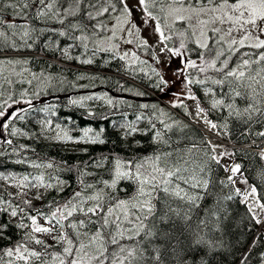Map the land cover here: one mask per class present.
<instances>
[{
	"label": "snow or ice",
	"instance_id": "6c2138e0",
	"mask_svg": "<svg viewBox=\"0 0 264 264\" xmlns=\"http://www.w3.org/2000/svg\"><path fill=\"white\" fill-rule=\"evenodd\" d=\"M29 2L35 5L32 19L61 25L59 29L52 28L51 31L77 41L78 45L72 47L82 46L86 50L91 41L95 45L93 54L114 50L117 45L105 47V44L116 39L119 31L126 30L128 36L134 35L133 30L135 33L139 32L138 26L129 19L131 10L127 7L126 0H117L119 10L112 0H0V28L17 30L21 41L29 49L33 45L27 41L37 31L27 23L28 16L24 14L29 9ZM138 4L144 13L142 22H154V31L159 34L161 43L165 44L162 51H166L171 57L182 58L181 67L176 69L174 75L187 92L175 94L183 98L173 103V107L186 108L183 99L198 100L189 86L208 85L205 95L213 97V109L226 107L237 116L247 115L249 118L253 113L264 116V0H138ZM5 9L11 10L8 20L4 19ZM113 12L119 14L115 24L109 28L103 20ZM85 20L88 23H84ZM125 25L131 27L125 29ZM105 31L110 32L107 40L102 38ZM16 34L17 32L12 33L13 36ZM98 36L101 38H96ZM7 38L8 32L0 31V40ZM169 41H174L173 46H168ZM127 42L132 43V40ZM138 43L141 47L148 46L147 40ZM12 47L16 48V45L13 44ZM193 51L196 59L190 56ZM61 52L71 59L68 49L62 48ZM128 55L125 52L120 59L123 60ZM131 55L134 60L139 59L135 52ZM8 63L24 62L10 60ZM82 63L92 64L93 61L85 59ZM189 69L195 70L196 74H190ZM153 72L158 77L155 86L163 91L169 81L156 69ZM220 91H226L229 100L243 97L248 106L240 112L233 103H226L224 98H215ZM107 103L112 105V99H108ZM141 107L147 108L148 105ZM5 115L3 106L0 105V117ZM196 115L203 116L204 123L210 129H217L218 125L207 119L205 109L199 103ZM142 118L137 117L138 120ZM160 123L162 130H157L155 123L150 122L149 130L153 132L151 143L155 147L147 154L140 153L143 146L134 139V134L143 130L127 122L120 124L119 127L124 129L122 139H127L129 145L127 155L121 157L113 154L95 162L97 167L111 162L107 169L109 179H101L95 183L81 179L80 188L71 197L62 204L55 200L49 202L47 212L36 209L33 214L32 200L27 198L22 200V204L28 206V211L21 204L10 205V211L0 208V211L11 218L21 217L15 227L26 229L20 241L0 250V264H164L158 247L152 249L150 256L147 255L145 242L150 243L160 237L166 241L175 239L177 243L180 242V237L189 229L192 210L199 207L202 194L209 187L210 181L206 178L207 161L219 163L220 158L215 155L217 146L205 141L211 154H205L207 158L201 159L196 154L198 146L195 142L191 146H183L179 139L171 140L167 134L172 131L173 124L163 120ZM8 127V123L0 125L2 129ZM176 127L181 129L179 123H176ZM11 134L15 135V130ZM260 135L264 136V133ZM56 139L73 138L64 134L58 135ZM75 142L104 144L105 140L101 138V132L88 128L84 130L82 138ZM0 143L11 144L12 141L0 138ZM222 155L232 154L224 152ZM32 166L49 169L54 167L52 163H34ZM225 170L232 173L228 182L235 184L234 177L240 173L241 165L234 164ZM79 174L91 175L82 171ZM34 179L37 184H31L27 176L21 178L17 183L21 191L17 195L26 197L25 189L37 186L63 191L64 182L59 177L55 178L54 183H46L43 175ZM125 181L132 185L131 192L122 187ZM242 182L247 184L246 180ZM220 183L223 184L224 181ZM120 191L126 192L124 198L118 195ZM235 193L243 195L247 203L249 197L256 196V188L252 187L250 191L243 193L237 188ZM35 199L41 197L36 196ZM182 206H186L187 210L181 212ZM248 207L252 211V206ZM256 207L264 211V203L258 200ZM41 219L44 224L40 223ZM256 222L261 221L257 219ZM158 223L166 225V228L156 231ZM8 227L9 223L0 222V238H4ZM41 236H46L52 243ZM201 242L202 238L198 233L195 234L193 243L198 245ZM168 247L175 250L171 244ZM5 257L8 259L5 260Z\"/></svg>",
	"mask_w": 264,
	"mask_h": 264
},
{
	"label": "trees",
	"instance_id": "16d2710c",
	"mask_svg": "<svg viewBox=\"0 0 264 264\" xmlns=\"http://www.w3.org/2000/svg\"><path fill=\"white\" fill-rule=\"evenodd\" d=\"M112 2L119 10L117 0ZM34 8L35 5L29 2V9L24 13L28 16L27 23L37 29L32 33V39L27 41L33 45L31 49L21 41L17 30L0 28V31L8 32V38L0 40V105L4 111L12 104L27 105L22 108L25 111L19 109L8 122L7 140L12 143H0V208L10 211V205L21 204L28 211V206L22 204V200L27 198L32 200L33 214L36 209L47 212L49 202L55 200L62 204L71 197L80 188L81 179L88 183L109 179L107 169L111 162H105L103 167H97L95 162L113 154L121 157L127 155L128 141L122 139L124 129L119 127L125 122L143 130L134 134V139L143 146L141 154L150 153L155 147L151 143L153 132L149 130V125L150 122L155 123L156 129L162 130L161 120L173 124L172 131L167 134L171 140L179 139L183 146H191L195 142L198 146L196 154L201 159L207 158L205 154H211L209 145L205 143L208 138L193 119L188 102L183 100L186 108L173 107V100L164 102L158 98L161 90L155 86L158 77L153 69L159 70L153 63L150 70L145 72L127 57L121 60L122 55L114 50L93 54L95 45L91 41L86 50L82 46L72 47L78 42L51 31L52 28L59 29L61 25L32 19ZM10 11L4 10L5 20L9 19ZM117 13L113 12L103 22L108 26L109 19ZM83 22L88 23L86 20ZM41 29L43 31H39ZM13 32L17 34L13 36ZM167 43L172 45L170 41ZM13 44L16 48L12 47ZM62 48L68 49L71 59L61 52ZM147 54L153 56L150 49ZM190 56L196 58L195 52H191ZM85 59H91L93 63L83 64ZM10 60L24 63L10 64ZM190 74L195 75V70ZM207 86L191 85L192 94L198 100H188L196 105L199 103L208 118L218 125L216 133L228 143L223 145L226 150L222 153L232 155L218 154L215 149L219 163L207 161L209 187L202 194L199 207L191 212L188 231L180 237L179 243L175 239L166 241L163 237L150 243L146 241L147 255L150 256L152 249L158 247L164 264H264V216L249 211L243 195L235 193L237 188L244 192L241 186L249 189L255 187L259 202L264 203V158L257 151L264 146V136L260 135L264 133V116L253 113L249 118L247 115L237 116L226 107L213 109V97L205 95ZM227 97L226 91H220L215 98H224L226 103H233L240 112L248 106L243 97L233 100ZM108 99H112V105L107 103ZM145 104L147 108L141 107ZM137 117L143 118L138 120ZM176 123L181 125L180 130ZM88 128L101 132L105 143L75 142L82 138L84 130ZM13 130L15 135L11 134ZM64 134L73 139H56ZM235 162L241 165V171L234 178L235 184H232L228 182L231 171L225 168L230 169ZM34 163H52L54 167L35 168L32 166ZM81 171L91 175L81 176ZM40 175L44 176L46 183H54L55 178L59 177L64 182L63 191L37 186V189H25L26 197L17 195L21 191L17 187L21 178L27 176L31 184H37L34 177ZM244 180L247 184L242 182ZM122 187L128 192L132 191V185L127 181L123 182ZM118 195L124 198L126 192L120 191ZM36 196L41 199H35ZM229 196L232 198L228 199ZM186 210V206L180 208L181 212ZM19 219L21 217L11 218L0 211V222L9 223L4 238H0V250L22 239L26 229L15 227ZM257 219L261 222L257 223ZM40 223L45 222L41 219ZM165 228L166 225L158 223L155 230ZM197 233L202 238L198 245L193 243ZM41 238L52 243L46 236ZM169 244L174 246V251L168 247Z\"/></svg>",
	"mask_w": 264,
	"mask_h": 264
},
{
	"label": "rangeland",
	"instance_id": "374dc122",
	"mask_svg": "<svg viewBox=\"0 0 264 264\" xmlns=\"http://www.w3.org/2000/svg\"><path fill=\"white\" fill-rule=\"evenodd\" d=\"M126 3H127V7L131 10V16L129 17V19L132 23H135L138 26L139 32L135 33V30H133L134 35L128 36L126 30L119 31L117 33L116 39L112 40L110 43H106L105 47H110L111 44L117 45L114 51H116L120 55H123L125 52L129 53L127 58L130 60V62L132 64H135V66L138 69L143 70L145 72H148L150 70V67H152V63H153L156 66V68L159 70V72L164 76V78L169 81V84L167 85V87H164L163 91L167 90V92L170 93L169 97L171 100H173V103L179 102V100L182 99L183 97L175 94H181L187 92V89L184 88V86L180 83V80L177 78V76L174 75L176 69L178 67H181L182 58L171 57L169 53H167L166 51H162V49H164L165 47V44L161 43L159 34L154 31V27H155L154 22L149 21L147 23H143L141 20V18L144 16V13L139 7L138 0H126ZM118 14L119 13H117L115 16L109 19L108 21L109 28H111L115 24L116 16ZM130 27H131L130 25H125V29H129ZM177 27H180V25H177ZM109 35L110 32L105 31V33L102 35V38L107 40V37ZM128 40H132V43H128L127 42ZM141 40H147L148 46L141 47L140 44L138 43V41ZM170 42L172 43V45L168 44L169 47L173 46L174 44V41H170ZM148 49L152 51L153 56H149L147 54ZM133 52H135L136 56L139 57L138 60L133 59L131 55V53ZM192 71L193 69L188 70L189 73H191ZM189 87L191 89V86ZM183 100H186L188 102L189 105L188 107L193 119L197 121L198 126L203 130V132L208 138V141L211 142V145L217 146L215 148L216 152L220 154L222 153V151H225L226 149L223 147V145H226L228 143H226L216 133V129L212 130L209 128V125L204 123L203 116L197 117L196 115L197 105L193 102H190L188 99H183ZM23 106H27V105H25L24 103L10 105L5 110L6 115L4 117H0V125L4 123H8L9 120L17 113V111L23 108ZM207 119H209L208 116ZM0 138L8 139L7 129L0 128ZM261 152L262 155L264 156V146L261 148ZM34 188L37 189V187ZM241 188L243 189L244 192L249 189L246 186H241ZM257 200H258V195L256 191L255 197L248 198L247 201L248 205L252 206V211L256 215L264 216V211H261L258 207H256Z\"/></svg>",
	"mask_w": 264,
	"mask_h": 264
},
{
	"label": "water",
	"instance_id": "95a60500",
	"mask_svg": "<svg viewBox=\"0 0 264 264\" xmlns=\"http://www.w3.org/2000/svg\"><path fill=\"white\" fill-rule=\"evenodd\" d=\"M168 97H169V95H168L167 90L162 91V92L159 94V96H158V98H159L160 100H162V101L167 100Z\"/></svg>",
	"mask_w": 264,
	"mask_h": 264
}]
</instances>
